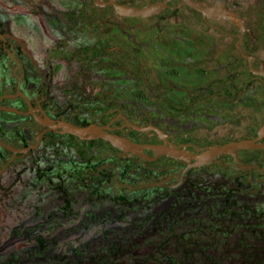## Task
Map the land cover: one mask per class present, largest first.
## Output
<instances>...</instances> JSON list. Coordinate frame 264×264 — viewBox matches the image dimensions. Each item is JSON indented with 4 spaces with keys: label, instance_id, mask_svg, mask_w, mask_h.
I'll return each instance as SVG.
<instances>
[{
    "label": "flooded vegetation",
    "instance_id": "obj_1",
    "mask_svg": "<svg viewBox=\"0 0 264 264\" xmlns=\"http://www.w3.org/2000/svg\"><path fill=\"white\" fill-rule=\"evenodd\" d=\"M98 1L0 0V264H264V0H113L137 14ZM136 18L200 20L204 62L220 75L150 91L170 96L169 114L98 102L82 89L95 76L66 53L126 52L93 22L129 40ZM184 35L176 45L194 49ZM184 70L171 68L176 81L190 80ZM59 121L96 124L138 152L48 123ZM239 141L254 145L194 158Z\"/></svg>",
    "mask_w": 264,
    "mask_h": 264
},
{
    "label": "rangeland",
    "instance_id": "obj_2",
    "mask_svg": "<svg viewBox=\"0 0 264 264\" xmlns=\"http://www.w3.org/2000/svg\"><path fill=\"white\" fill-rule=\"evenodd\" d=\"M262 10L261 8L260 11ZM258 17L256 25L264 26V17ZM130 22L132 26L129 40L121 34L119 26L113 25L110 20L99 19L93 22L98 32L107 31L118 35L120 38L118 42L121 44L129 42L126 52L113 50L109 51L107 56H103L100 51L97 53V51L83 48L66 53V56L75 58L76 65L81 68L84 76L87 74L95 76L93 80L86 82L82 89L88 91L87 86H93L91 92L98 98V102L107 101L114 105L131 108H140L142 105L146 108L168 107L165 112L169 114L172 112L170 96L164 95L165 97L160 99L149 94L150 91L167 92L170 91L171 84H182L192 90H199L198 85L203 87L211 76L220 75V71H212L211 67L216 66L214 62H204L206 49H202L201 45L210 40L206 39L204 33L207 31L206 26L200 20L182 18L175 22L172 19L136 18L131 19ZM133 23L136 25L133 26ZM221 24L226 25L225 22ZM177 31L185 33L184 37L197 46L192 49L193 46L186 48L176 45L180 43L174 36ZM231 40L218 39L219 43L231 42ZM258 42L261 44H259V50L264 52L262 50L264 34L259 35ZM178 62H181L185 68L184 72L189 75V81H185L187 79L185 76L182 81H176L174 78L171 68ZM199 66L207 68L208 74L204 77L200 76L202 72L197 69ZM182 74L184 75L183 72ZM158 75H162V78L160 79ZM141 76L146 79L147 84L141 80ZM212 86L214 90H219L215 83H212ZM137 90L146 92V96L136 97L134 92ZM214 252L217 256H222L218 251Z\"/></svg>",
    "mask_w": 264,
    "mask_h": 264
},
{
    "label": "water",
    "instance_id": "obj_3",
    "mask_svg": "<svg viewBox=\"0 0 264 264\" xmlns=\"http://www.w3.org/2000/svg\"><path fill=\"white\" fill-rule=\"evenodd\" d=\"M96 3L100 4V1L96 0ZM104 3H112L114 5L115 9L121 14H137V13H139V11H141L140 9L132 7V6L118 4V3L114 2L113 0L106 1ZM41 121L45 122V123L47 122L45 119H43ZM48 123H50V125L52 127H55V126L60 127V130L62 132L72 133V134H75L81 138L101 136V137L109 140L112 144H114V145H116L122 149L138 152V150L136 149L137 146L134 143H132L129 140H127L123 137H120L118 135L108 133V132L104 131L100 126L93 124V123L86 125V126H78V125H75V124H72V123H69L66 121H59L55 125L51 124V122H48ZM135 127H138V126H135ZM138 128H141V127H138ZM251 145H254V144L250 143L248 141H239V142H232V143L224 144V145H220V146H213V147L208 148L207 150H205L201 154L195 155L194 158L198 162H201L204 158L209 157V156L214 155V154H218L222 151H225L227 148L251 146ZM259 146H261V145H259ZM151 147L154 149L155 152H161L162 151L164 153H167V154L173 155V156L179 155L178 151L172 146L171 147H165L162 145H155V146H151Z\"/></svg>",
    "mask_w": 264,
    "mask_h": 264
}]
</instances>
